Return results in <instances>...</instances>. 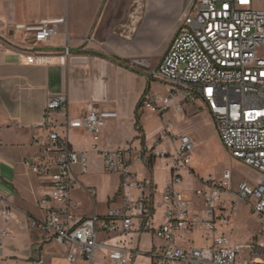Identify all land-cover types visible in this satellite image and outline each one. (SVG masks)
Returning <instances> with one entry per match:
<instances>
[{"label": "built area", "instance_id": "built-area-1", "mask_svg": "<svg viewBox=\"0 0 264 264\" xmlns=\"http://www.w3.org/2000/svg\"><path fill=\"white\" fill-rule=\"evenodd\" d=\"M255 5L254 0H190L169 51L150 72L153 78L166 82L168 95L162 99L148 96L144 101L147 107L163 115L173 105L185 111L187 103L202 100L232 156L262 174L255 186L241 182L236 193L249 203L262 224L261 232L251 242L238 244L224 233L217 234L218 222L229 224L237 207V203L226 199L233 191L230 168L217 179H203V187L190 195L182 189V184L183 172L190 170L188 157L195 149L191 135L176 134L170 121L151 144L139 149L101 150L98 142L103 128L107 121L118 117V112L100 107H91L76 118L68 117L66 126L90 132L93 149L102 157L105 169L121 177V203L110 207L105 215L95 213L88 218L74 215L71 193L82 186L77 167L83 173L89 169L88 151L74 149L57 126L42 122L50 130L49 141L43 143L41 137H35L34 143L40 147L44 161L27 159L25 165L37 175L49 176L51 184L39 200L46 214L34 219L32 226L52 233L60 244L77 246L81 256L91 263L97 248L106 249L108 264H132L141 253L101 240L100 231L106 230L152 233L157 244L148 252L151 264H261L264 261V8ZM131 17L135 16L131 14ZM65 23L66 17L41 18L34 23H18L14 31L22 34L24 42L39 45L56 35L58 25ZM69 54L66 47L61 55L62 64L68 65ZM68 105L67 93L51 95L45 115ZM162 143H166L165 148L158 150ZM158 158L165 159L171 170L161 203L155 201L152 193L145 192L153 186L152 179H139L131 169L134 159L151 164ZM137 190H140L138 196ZM199 198L203 200L202 207L195 204ZM250 199L253 201L249 202ZM161 206L162 218L156 224ZM0 215L10 219V206H3ZM197 231H202L201 245L192 236ZM8 234L6 228L0 227V245ZM67 258L75 262L78 257L70 251Z\"/></svg>", "mask_w": 264, "mask_h": 264}, {"label": "crops", "instance_id": "crops-1", "mask_svg": "<svg viewBox=\"0 0 264 264\" xmlns=\"http://www.w3.org/2000/svg\"><path fill=\"white\" fill-rule=\"evenodd\" d=\"M189 1L0 0V209L5 205L11 208L10 219L0 215V227L9 231L0 245V264H108L106 249L97 248L91 263L77 246L60 244L52 233L32 226L34 219L46 214L39 200L51 178L37 175L25 161H44L34 138L48 143L50 130L42 122L55 125L74 149L88 151L89 169L83 173L77 167L82 186L71 193L74 215H105L110 207L119 205L120 175L105 169L102 157L93 149L90 132L67 129V119L79 117L91 107L114 109L118 117L104 126L99 149H139L151 144L171 121L164 117L169 110L161 115L159 131L150 134L142 114L145 107L140 104L139 108V103L150 96V72L169 51ZM53 17H66L67 23L58 25V33L45 43L24 42L22 34L14 31L18 23ZM66 47L70 51L68 65L61 63ZM63 93L68 94V107L45 115L48 98ZM165 146L162 143L157 149ZM131 169L139 179H152L153 186L145 192L161 203L171 180L166 160L158 158L146 164L134 159ZM163 170L168 172L165 177ZM184 172L192 174L191 170ZM182 189L189 193L185 180ZM139 194L140 190L135 191ZM162 209H158L156 224L161 221ZM99 238L140 251L132 264H151L148 252L157 244L149 232L101 230ZM70 251L77 254L75 262L67 258Z\"/></svg>", "mask_w": 264, "mask_h": 264}, {"label": "rangeland", "instance_id": "rangeland-1", "mask_svg": "<svg viewBox=\"0 0 264 264\" xmlns=\"http://www.w3.org/2000/svg\"><path fill=\"white\" fill-rule=\"evenodd\" d=\"M257 8H264V0H254ZM169 88L165 81L152 77V89L148 93L151 97L157 96L161 99L168 95ZM143 99L141 105L144 123L148 133L154 134L159 131L162 125V116L147 107ZM165 121H173L171 129L176 134H189L192 136L195 149L190 153L188 164L192 174L184 172L185 185L189 189V194L193 195L194 190L203 187V179H217L223 171L230 168L233 173V191L226 196L228 202L237 203V207L230 216V223L222 225L218 222L217 234L228 235L233 242L238 244H248L262 230V224L256 213L253 212L249 203L236 193L239 191L241 182H248L255 186L261 179L262 174L252 166L234 158L224 145L220 134L217 131L212 115L202 100L187 103L185 111H179L175 105L171 106L164 116ZM165 177L168 172L161 171ZM250 199L249 202H252ZM197 206L203 205L202 198L196 199ZM197 245H201L202 231H197L193 235ZM145 243V238L142 239ZM202 241V242H201ZM264 264V261L261 263Z\"/></svg>", "mask_w": 264, "mask_h": 264}, {"label": "trees", "instance_id": "trees-1", "mask_svg": "<svg viewBox=\"0 0 264 264\" xmlns=\"http://www.w3.org/2000/svg\"><path fill=\"white\" fill-rule=\"evenodd\" d=\"M140 104H141V103H139V108H140V106H141Z\"/></svg>", "mask_w": 264, "mask_h": 264}]
</instances>
